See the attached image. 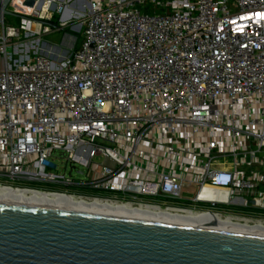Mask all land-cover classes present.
Here are the masks:
<instances>
[{
	"label": "built area",
	"instance_id": "1",
	"mask_svg": "<svg viewBox=\"0 0 264 264\" xmlns=\"http://www.w3.org/2000/svg\"><path fill=\"white\" fill-rule=\"evenodd\" d=\"M7 9L48 23H0V191L264 227V0ZM73 16L85 28L69 57L13 61L23 32Z\"/></svg>",
	"mask_w": 264,
	"mask_h": 264
},
{
	"label": "water",
	"instance_id": "2",
	"mask_svg": "<svg viewBox=\"0 0 264 264\" xmlns=\"http://www.w3.org/2000/svg\"><path fill=\"white\" fill-rule=\"evenodd\" d=\"M0 264H264V234L0 202Z\"/></svg>",
	"mask_w": 264,
	"mask_h": 264
},
{
	"label": "bare ground",
	"instance_id": "3",
	"mask_svg": "<svg viewBox=\"0 0 264 264\" xmlns=\"http://www.w3.org/2000/svg\"><path fill=\"white\" fill-rule=\"evenodd\" d=\"M0 202H8L13 204H23L38 208H68L73 211H84L91 213L108 214L112 216L116 215H128L142 219L150 220H174L183 224L199 225V226H210L218 229H240L245 231H252L255 233L264 234V227L261 225L249 226L240 225L231 222L230 219H220L213 216H180L173 215L167 212L157 211H141V210H128L121 207H111L108 205L99 204H85L79 202H73L70 200L63 199H50L45 197H38L33 195H16L10 191H0Z\"/></svg>",
	"mask_w": 264,
	"mask_h": 264
},
{
	"label": "rangeland",
	"instance_id": "4",
	"mask_svg": "<svg viewBox=\"0 0 264 264\" xmlns=\"http://www.w3.org/2000/svg\"><path fill=\"white\" fill-rule=\"evenodd\" d=\"M73 24L65 26L61 31L52 32L48 35L42 36L40 40L28 39L25 33L21 35V41L17 42L13 47L8 48V52L12 55L16 64L24 62V60L30 56L33 57L36 53H42L50 56L53 59L59 56L69 57L74 49L78 48L82 42V36L85 28V17L77 16L72 18ZM6 24L19 27L22 31H28L30 34L37 33L34 28L42 27V23H35L36 25L29 30L24 26L26 20L24 18L7 15L5 17ZM61 23V15L55 14L53 18V25H59ZM81 24L79 29H75L74 26ZM25 31V32H26ZM13 61L11 63H13ZM55 163L57 164L56 172L58 174H67L66 162L60 157L56 156ZM67 171V172H66ZM74 178L79 179L78 174H74Z\"/></svg>",
	"mask_w": 264,
	"mask_h": 264
},
{
	"label": "crops",
	"instance_id": "5",
	"mask_svg": "<svg viewBox=\"0 0 264 264\" xmlns=\"http://www.w3.org/2000/svg\"><path fill=\"white\" fill-rule=\"evenodd\" d=\"M68 19V18H67Z\"/></svg>",
	"mask_w": 264,
	"mask_h": 264
}]
</instances>
